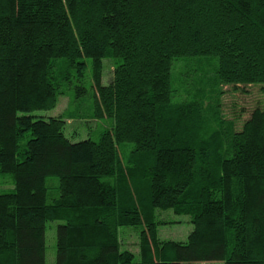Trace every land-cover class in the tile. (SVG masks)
Masks as SVG:
<instances>
[{"label": "trees", "instance_id": "1", "mask_svg": "<svg viewBox=\"0 0 264 264\" xmlns=\"http://www.w3.org/2000/svg\"><path fill=\"white\" fill-rule=\"evenodd\" d=\"M53 222V264H264V0H0V264Z\"/></svg>", "mask_w": 264, "mask_h": 264}, {"label": "rangeland", "instance_id": "2", "mask_svg": "<svg viewBox=\"0 0 264 264\" xmlns=\"http://www.w3.org/2000/svg\"><path fill=\"white\" fill-rule=\"evenodd\" d=\"M113 71L112 64L110 62L105 63V70H104V84L110 80L111 73ZM230 95L228 97L223 98V104L229 101ZM227 103L224 105V113L227 115ZM69 105V98L64 96L59 99V102L55 109L50 111H40L36 112L35 115L42 116L43 118L47 119L50 117L61 115L65 113ZM82 114L86 116V112L88 111L87 105H85V109ZM81 113V112H80ZM78 113V115L80 114ZM97 121H90L87 118H78V119H68L66 121L65 133L67 137L71 138L73 141H78L76 137H86L88 136L90 130H94L97 127ZM90 129V130H89ZM75 136V137H74ZM160 218L164 222V224L160 225L158 228L159 238L164 241H175V242H184L187 238L188 233L190 232L192 226L189 223V218L187 216H177L172 212L168 213H160ZM58 222L48 223L46 228V257L45 261L47 264H53L55 262V246H56V234L55 229ZM128 230L133 231L132 229H121L120 230V241L122 250L128 249L133 253H136L137 246L136 237L130 233ZM125 232L130 233L127 237L124 238L122 235ZM134 232V231H133ZM222 264V263H216Z\"/></svg>", "mask_w": 264, "mask_h": 264}]
</instances>
